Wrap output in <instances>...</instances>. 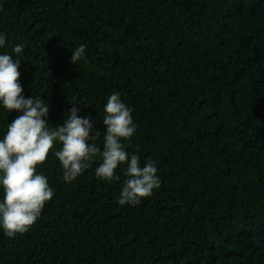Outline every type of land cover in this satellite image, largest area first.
I'll use <instances>...</instances> for the list:
<instances>
[{
  "label": "trees",
  "instance_id": "trees-1",
  "mask_svg": "<svg viewBox=\"0 0 264 264\" xmlns=\"http://www.w3.org/2000/svg\"><path fill=\"white\" fill-rule=\"evenodd\" d=\"M19 83L62 123L73 100L101 132L119 91L138 128L128 151L162 185L136 207L120 183L62 180L31 229L0 234V264H264V0H0ZM87 45L86 59L70 63ZM3 51V50H0ZM18 113L0 111V127ZM99 161H97V164ZM41 170L38 168V171ZM123 177V168L118 170Z\"/></svg>",
  "mask_w": 264,
  "mask_h": 264
},
{
  "label": "clouds",
  "instance_id": "clouds-1",
  "mask_svg": "<svg viewBox=\"0 0 264 264\" xmlns=\"http://www.w3.org/2000/svg\"><path fill=\"white\" fill-rule=\"evenodd\" d=\"M7 40V34L0 32V111L8 115L15 110L18 115L0 127V234L15 238L28 232L55 196L42 170L50 152L66 183L96 165L93 170L98 179L120 183V206L136 207L153 196L162 185L158 161H141L138 154L127 150L126 144L132 145L138 125L121 93L113 91L103 105L102 147L96 143L101 132L95 129V121L79 115L74 100L62 123L52 126L45 99L37 95L26 98L19 83L25 44L11 45L9 51ZM86 50L85 43L70 50V63L77 65L86 59ZM121 167L122 181L118 174Z\"/></svg>",
  "mask_w": 264,
  "mask_h": 264
}]
</instances>
